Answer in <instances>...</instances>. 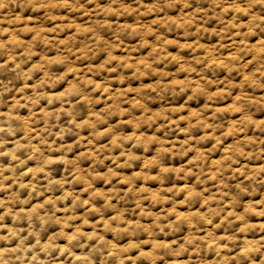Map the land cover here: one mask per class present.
<instances>
[{"label":"rangeland","instance_id":"374dc122","mask_svg":"<svg viewBox=\"0 0 264 264\" xmlns=\"http://www.w3.org/2000/svg\"><path fill=\"white\" fill-rule=\"evenodd\" d=\"M248 2L0 0V250L28 249L3 261L264 254V5Z\"/></svg>","mask_w":264,"mask_h":264},{"label":"clouds","instance_id":"9594fccd","mask_svg":"<svg viewBox=\"0 0 264 264\" xmlns=\"http://www.w3.org/2000/svg\"><path fill=\"white\" fill-rule=\"evenodd\" d=\"M31 2V0H30ZM43 2V0H41ZM79 0H77V3ZM94 0H89V4L93 3ZM63 3L66 5L68 3V0H63ZM113 3H116V0H113ZM138 3L142 4V0H138ZM260 4L264 5V0H249L247 6L243 11L248 12L249 10L253 9L255 5ZM2 6V5H0ZM55 7L56 5H52ZM133 11H136V9H133ZM264 19V18H262ZM51 102V101H49ZM0 131H4L3 128H0ZM15 235V233H13ZM0 239H7V238H0ZM26 239V238H25ZM38 243V241H37ZM258 243V242H257ZM35 247V246H33ZM46 250V249H44ZM18 251H23L24 253H27L28 249H19V248H10V249H3L0 250V261H3L2 253L3 252H11L16 253ZM243 255L245 256V259L250 261V264H257V260L261 262V264H264V254L259 255L256 259H252L248 256V253H260V247H248L244 248L242 250ZM26 259V256L23 255H16L10 262L9 261H3V264H16L17 261L20 262V264H24V260ZM36 259V256L34 255L31 259L28 260V264H32V260Z\"/></svg>","mask_w":264,"mask_h":264},{"label":"bare ground","instance_id":"6f19581e","mask_svg":"<svg viewBox=\"0 0 264 264\" xmlns=\"http://www.w3.org/2000/svg\"><path fill=\"white\" fill-rule=\"evenodd\" d=\"M3 70H5V66L0 64V72H2Z\"/></svg>","mask_w":264,"mask_h":264}]
</instances>
